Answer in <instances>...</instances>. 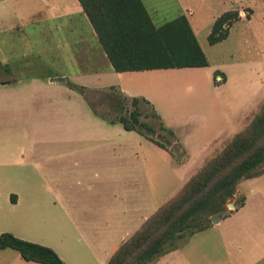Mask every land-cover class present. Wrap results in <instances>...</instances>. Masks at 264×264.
Instances as JSON below:
<instances>
[{"label": "crops", "instance_id": "crops-1", "mask_svg": "<svg viewBox=\"0 0 264 264\" xmlns=\"http://www.w3.org/2000/svg\"><path fill=\"white\" fill-rule=\"evenodd\" d=\"M141 1L147 10L144 0ZM38 2V12L28 7L30 11L21 18L26 25L43 23L48 41L52 29H56L66 47L89 46L93 53L100 51L76 0ZM1 10L2 5L0 35L8 34L11 38L10 44L2 39L0 42V49L5 46L9 51L7 57L0 59V234L10 233L48 246L64 264H75L68 251L73 252L78 264H107L119 246L264 105V0H231L229 10L222 11L235 10L239 15L223 42L229 40L238 23H246L247 37L237 46V56L227 52L229 56L215 64L212 72L219 73L215 78L203 72L212 67L205 52V68L115 73L109 65L108 75L114 73L118 80L111 86H117L129 97L148 100L163 126L174 133L185 158L177 163L166 151L153 144L147 146V140L141 136L139 140L134 136L133 149L118 156L108 154L107 148L101 150L96 142L80 167L87 164L89 173L83 179L89 177L91 186L85 191L83 184H78L72 190L69 208H73V214L69 215L60 204L65 190L53 192L52 188L47 106L50 91L44 87L52 83L51 78L33 74L27 51L20 48L17 37L26 35L27 30L4 17ZM71 20L76 23H70ZM84 23L88 28L84 29ZM223 42L212 46L220 47ZM58 143L66 146L65 142ZM60 185L61 180L56 187ZM237 195L245 198L241 208L204 231L176 240L169 251L151 264H264V174L240 182ZM51 196L74 229L69 240L75 244L73 251L65 245L70 242L62 241L63 231L51 240L44 238L51 244L35 239L50 223Z\"/></svg>", "mask_w": 264, "mask_h": 264}, {"label": "trees", "instance_id": "trees-1", "mask_svg": "<svg viewBox=\"0 0 264 264\" xmlns=\"http://www.w3.org/2000/svg\"><path fill=\"white\" fill-rule=\"evenodd\" d=\"M111 70L135 73L208 66L187 18L180 15L156 27L141 0H76ZM239 20L237 11L220 15L207 36L210 45L225 40ZM219 73H214V78ZM217 82L214 81V84ZM76 87V86H73ZM76 90L92 113L109 124H119L166 151L177 163L185 158L174 133L144 97H129L118 87L96 91L100 103L84 87ZM264 174V105L168 201L162 204L113 253L107 264H151L169 251L176 240L204 231L213 217L229 216L244 205L237 195L240 182ZM233 206L232 210L228 205ZM16 251L25 262L64 264L51 248L10 233L0 234V251Z\"/></svg>", "mask_w": 264, "mask_h": 264}, {"label": "rangeland", "instance_id": "rangeland-1", "mask_svg": "<svg viewBox=\"0 0 264 264\" xmlns=\"http://www.w3.org/2000/svg\"><path fill=\"white\" fill-rule=\"evenodd\" d=\"M5 1V3L0 2V6H3L1 12H3L4 17L16 23L19 22L22 28L27 30V37L22 34H19L17 37L20 38L19 41L22 44L20 48H25V51L28 52L26 54L29 56L31 65L33 66V74H42L46 78H63L65 80L63 83H51L49 86L45 84L44 87L50 91L49 105L47 106H49L50 111L49 130L52 141L50 150L52 188L53 192L65 190L62 194L65 196L60 204L66 209L67 214L72 215L73 208H69L72 205L70 203V193L80 186L78 184H83L85 191L87 190L85 188L91 186V179L89 177L83 179V175L89 173L86 172L85 168L87 164L85 163V166L80 168L81 163L86 162L91 146L97 142L101 150L107 148L108 154L118 156L129 149H133L134 136H138V140L140 137L134 132L124 131L119 124H109L103 119L96 117L92 113L87 100L76 90V87L86 88L90 92L93 102L100 103L102 100L101 94L96 93V91L117 84V75L114 73L110 76L108 75L109 63L106 57H103L104 53L102 49L100 48V51L93 53L94 51H89V46V49L86 46L82 49L80 46L66 47L62 42V35L56 29H52L49 36L50 40L48 41L47 27L43 23L29 26V24L26 25L22 21L24 19H21L22 17H26L27 12L30 11L28 7H32L34 13L38 12V0H36L37 2L35 1L36 4L33 0ZM144 2L156 27L180 15H184L190 20L191 26L197 33V39L203 52L207 53L211 59L212 67L205 68L203 72L205 74L208 72L212 78L214 76L212 71L215 64L231 54L237 56L239 53L236 51L239 48L237 46L246 40V23H238L234 29L232 28L229 40L226 42L223 41L227 38L223 40L220 47L212 46L207 41V36L211 31L214 19L216 20V17L222 15L224 13L222 11L229 10L231 0H144ZM4 8L6 9L4 10ZM11 10L16 12V14H13L14 12L11 14ZM16 17L20 18V20L16 21ZM32 22L35 21H30V23ZM70 23L76 22L75 20H71ZM86 28L88 26L84 23V29ZM8 38H11V36L1 34L0 42L2 39L7 44H10ZM7 49L5 46L0 49V59L7 57L9 53ZM227 52L232 53L228 55ZM35 86H41V84H35ZM36 90H38L37 87ZM217 93H219V89H217ZM58 142H65L66 146H61ZM127 143H129V148ZM146 144L147 146H152L150 142L146 141ZM92 155H95V153ZM181 159L183 160L184 158ZM80 160L82 161L80 162ZM59 180H61L62 185L56 187L59 184ZM50 198V223L47 227L45 226L42 235L35 236V239H39L42 243L51 244V241L44 238L49 237L51 240L54 237H58V231H63L62 237L60 234L62 241L70 242L69 240L74 235V229L68 224L67 216L59 207V204H53V196ZM72 242L73 240L65 245L70 246L73 251L75 244ZM68 253L72 261L78 264L73 258V252L68 251ZM86 261L89 263V259H86ZM0 264L31 263L21 259L16 251L7 249L0 251Z\"/></svg>", "mask_w": 264, "mask_h": 264}, {"label": "water", "instance_id": "water-1", "mask_svg": "<svg viewBox=\"0 0 264 264\" xmlns=\"http://www.w3.org/2000/svg\"><path fill=\"white\" fill-rule=\"evenodd\" d=\"M51 82L52 83H63V82H65V80L63 78H53V79H51ZM228 208L230 210H232L233 206L232 205H228ZM222 218H223V215H219V216L213 217L211 219V222H212V224H217V223H219L221 221Z\"/></svg>", "mask_w": 264, "mask_h": 264}]
</instances>
